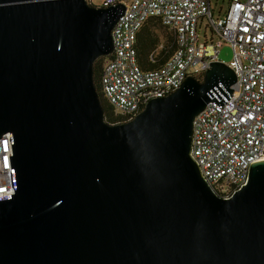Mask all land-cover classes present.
Masks as SVG:
<instances>
[{"label": "water", "instance_id": "water-1", "mask_svg": "<svg viewBox=\"0 0 264 264\" xmlns=\"http://www.w3.org/2000/svg\"><path fill=\"white\" fill-rule=\"evenodd\" d=\"M126 8L0 0V139L15 194L0 198V264H264V161L232 197L192 156L194 124L232 98L222 62L112 125L95 63Z\"/></svg>", "mask_w": 264, "mask_h": 264}, {"label": "built area", "instance_id": "built-area-1", "mask_svg": "<svg viewBox=\"0 0 264 264\" xmlns=\"http://www.w3.org/2000/svg\"><path fill=\"white\" fill-rule=\"evenodd\" d=\"M119 4L126 11L113 32L114 53L106 57L102 87L127 122L151 100L179 90L189 76L203 79L210 64L219 62L223 43L232 46L229 67L238 79L233 96L222 107L210 103L197 116L192 150L209 185L219 196L232 197L248 184L250 167L264 161V0H229L218 18L211 0H104L102 8ZM152 19L175 35L177 47L164 65L144 70L136 46ZM10 157L6 134L0 139V198L15 194Z\"/></svg>", "mask_w": 264, "mask_h": 264}, {"label": "trees", "instance_id": "trees-1", "mask_svg": "<svg viewBox=\"0 0 264 264\" xmlns=\"http://www.w3.org/2000/svg\"><path fill=\"white\" fill-rule=\"evenodd\" d=\"M90 4L96 6L92 3L91 0ZM156 24H160L161 27H164L158 20H149L145 23L138 36L136 50L138 53L139 64L144 70H154L164 65L174 54L177 47L174 34L171 37H168L166 42L161 43L160 37L155 30ZM161 45L163 46V49L159 51V47ZM154 51L158 53L155 60H152L151 55ZM105 60L106 57L99 59L95 63L94 71L95 84L100 96L102 106L105 110L106 120L112 125L126 123L127 120H125V117L116 113L115 109L108 103L103 93L102 74ZM199 80L203 79L200 78Z\"/></svg>", "mask_w": 264, "mask_h": 264}, {"label": "rangeland", "instance_id": "rangeland-1", "mask_svg": "<svg viewBox=\"0 0 264 264\" xmlns=\"http://www.w3.org/2000/svg\"><path fill=\"white\" fill-rule=\"evenodd\" d=\"M91 1L94 5L98 7H102L104 4V0H91ZM211 3L214 10L215 18H218L222 8L227 9L229 6V0H211ZM155 30L160 37L161 43L166 42L167 38L173 35V33H171L168 29L161 27L160 24H156ZM233 60H234L233 48L229 43L224 42L220 48L218 61L230 66Z\"/></svg>", "mask_w": 264, "mask_h": 264}]
</instances>
